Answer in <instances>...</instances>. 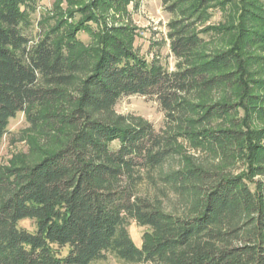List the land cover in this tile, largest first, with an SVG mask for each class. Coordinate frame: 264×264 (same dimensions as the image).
<instances>
[{
    "label": "trees",
    "instance_id": "1",
    "mask_svg": "<svg viewBox=\"0 0 264 264\" xmlns=\"http://www.w3.org/2000/svg\"><path fill=\"white\" fill-rule=\"evenodd\" d=\"M36 1L0 0V140L25 113L54 147L0 169V264H264V128L252 125L264 79L251 70L264 66V0H160L174 70L101 20L97 5L127 0H93L34 40ZM228 3L236 23L197 27ZM84 23L100 31L90 47L74 37ZM214 29L231 31L224 48H209ZM129 96L157 105L159 129L115 111ZM45 106L58 110L34 112ZM130 220L147 229L140 246Z\"/></svg>",
    "mask_w": 264,
    "mask_h": 264
},
{
    "label": "rangeland",
    "instance_id": "2",
    "mask_svg": "<svg viewBox=\"0 0 264 264\" xmlns=\"http://www.w3.org/2000/svg\"><path fill=\"white\" fill-rule=\"evenodd\" d=\"M93 0H37L34 4V12L31 13V26L28 35L31 39H37L40 32L45 33L58 23L61 18L67 21V24L78 20L81 17L80 8L90 5ZM58 5L61 9L62 17H55L54 6ZM212 6V5H211ZM121 8L106 9L98 8L97 13L101 20L104 19L109 27L124 28L127 33L133 35L134 51L147 62L157 59L159 63L168 70H174V59L169 53L167 38V24L171 16L165 13L160 4V0H127ZM60 13V11H58ZM237 12L232 3L226 4L222 8H209V18L204 24H199V29L208 26L216 28H225L230 23H236ZM83 29L75 33L76 40L81 41L84 46L90 47L96 43L97 31L96 24L84 23ZM66 25L61 29H66ZM88 27V28H87ZM129 31V32H128ZM132 32V33H131ZM62 33V32H61ZM209 48L215 50L224 48L232 40L231 31L214 29L212 36L205 35ZM251 70L258 73V78L264 79V66L255 65ZM260 106L263 111H255L252 116V125L256 129L264 128V91H258ZM58 106H45L37 111L38 115L55 113ZM115 111L121 115L139 116L149 122L156 130L162 125L163 115L154 102L138 96H129L121 98L115 106ZM34 113V114H35ZM40 129L32 130L25 113H18L9 120L7 134L0 140V169L12 166L18 162L28 161L37 158L44 150H52L54 145L46 142V136L40 133ZM38 150V152H35ZM191 152V151H190ZM188 152V153H190ZM198 153L195 154L197 157ZM201 160L211 162L207 153L199 154ZM20 227L32 231L34 224L32 221L24 220L19 223ZM129 236L136 246H140L146 228L139 227L135 221L130 220L127 227ZM97 264H123L109 257L106 261Z\"/></svg>",
    "mask_w": 264,
    "mask_h": 264
}]
</instances>
